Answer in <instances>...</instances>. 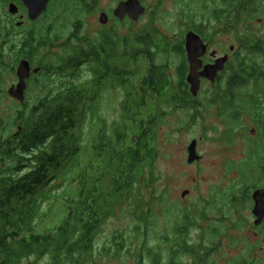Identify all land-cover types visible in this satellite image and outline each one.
Listing matches in <instances>:
<instances>
[{
    "label": "rangeland",
    "instance_id": "1",
    "mask_svg": "<svg viewBox=\"0 0 264 264\" xmlns=\"http://www.w3.org/2000/svg\"><path fill=\"white\" fill-rule=\"evenodd\" d=\"M122 1L126 0H100L98 10L92 15L83 16V21L77 27L73 14L61 16V7L55 17H48L36 26L29 25L20 30L14 23L17 30L11 31L13 37L10 41H6L0 31L2 61L5 59L15 65L17 59L22 58L21 43L29 30L45 35V31L51 29L60 37L52 45L34 47L32 56L39 60L38 64L44 62L51 66L58 65L69 49L81 46L84 40H93L103 33L130 37L144 30H155L161 33L158 37L160 48L165 49L167 42L172 47L179 42L185 45L189 29L177 15L179 0H141L147 11L138 23L130 19L121 22L114 17L113 12ZM103 12L110 16L107 25L100 23ZM255 32L262 35L264 26L255 25ZM207 38L211 43V51H217L219 57L229 55V63L234 62L235 55L230 50L236 46L234 35L212 29ZM138 61V73L129 77L125 85L123 80L114 77L104 80L99 85L102 92L98 98L93 95L94 70L90 65L83 67L77 80L66 79L58 73L51 79L43 75L31 82L26 93L27 100L23 104L14 101L8 93L13 85L19 84L18 72L6 70L3 74L6 88L5 94L0 96V138L11 139L20 132V122L17 121L19 111L26 107L33 108L37 100L45 99L51 90L57 94L71 84L87 83L88 93L83 103L93 101L101 120L96 121L92 129V117L88 115L83 130L86 146L81 156V168L67 176L62 169L58 170V178L50 182V186L55 188L51 191L52 211L39 223L37 232H54L62 224L68 213L67 200L78 196V177L82 171L91 178H98L103 173V163L97 159L94 144L103 130L104 122L108 125V131H111L115 123L124 121L132 137L139 133L141 123L158 116L156 178L152 185H147L145 181L148 176L144 175L142 195L133 192L116 204L96 237V252L89 259V264H171V261L174 264H264V225L256 226L253 214V193L256 189L264 188L259 167L263 157L260 149L256 148L260 136L254 132L255 123L245 114L241 126L230 137L229 124L224 115H220V108L211 107L205 101L212 95L213 87L204 83L198 96L197 110L166 105L165 100L155 96L147 99L146 107L134 110L135 101H140L141 82L149 72L148 60L142 57ZM183 62L188 66L187 53L183 57L161 54L158 59L159 64L166 63L169 66V73L175 78L176 85L179 78L176 71ZM125 106L127 109L132 107L130 116L133 120L124 116ZM243 127L247 131H243ZM194 141L198 142L197 152L201 159L189 164L188 149ZM244 167L250 183L256 184L251 198L246 202L239 193L242 187L241 168ZM186 191L190 193L183 197ZM227 192L237 194L236 203L226 196ZM140 208L150 210L144 224L133 217V212ZM118 240L123 243V247H116ZM179 243L190 249L180 248ZM111 247L114 251L105 254L103 250ZM50 263L51 259L46 256H34L23 262Z\"/></svg>",
    "mask_w": 264,
    "mask_h": 264
},
{
    "label": "trees",
    "instance_id": "2",
    "mask_svg": "<svg viewBox=\"0 0 264 264\" xmlns=\"http://www.w3.org/2000/svg\"><path fill=\"white\" fill-rule=\"evenodd\" d=\"M193 1L179 0L177 5V15L189 31L206 40L209 30L226 31L235 36L236 43L234 62L228 63L217 80L215 94L205 101L220 108V115L229 124L230 137L241 126L245 114L251 117L254 132L260 136L256 148L263 157L259 167L264 178V33L255 32V25L264 26V0ZM99 5L100 0H60L61 16L73 14L77 27L82 17L94 14ZM159 35L155 30L130 37L103 33L66 51L54 67H59L58 74L66 79L77 80L83 67L92 66L93 95L98 98L102 92L99 85L104 80L114 77L125 85L129 77L138 73V60L145 57L149 72L141 82V97L135 101L134 110L146 107L151 96L165 100L166 105L197 110V100L188 91L186 62L176 71L177 85L169 66L158 63L161 54L183 57V42L174 47L167 42L165 49L160 48ZM53 92L41 104L19 111L21 130L16 136L0 138V264H23L34 256L49 257L50 264H89L96 252V237L116 204L133 192L142 195L144 175L148 176L147 185L156 178L159 117L141 123L139 133L132 137L124 121L115 123L111 131L104 122L94 144L103 173L91 178L82 171L78 196L67 200L68 213L62 224L54 232L39 234V223L52 211L51 191L55 188L50 182L58 178V170L67 176L81 168L88 115L92 117V129L96 121H101L93 101L83 103L88 93L86 82ZM130 110L132 107L125 106L124 116L133 120ZM243 131L247 129L243 127ZM241 169L239 193L246 202L256 184L246 177V168ZM226 196L232 203L237 202V194L227 192ZM149 211L140 208L133 217L144 224ZM118 241L117 248L123 244ZM103 251L111 254L114 249Z\"/></svg>",
    "mask_w": 264,
    "mask_h": 264
},
{
    "label": "water",
    "instance_id": "3",
    "mask_svg": "<svg viewBox=\"0 0 264 264\" xmlns=\"http://www.w3.org/2000/svg\"><path fill=\"white\" fill-rule=\"evenodd\" d=\"M29 11V18L31 20H37L43 15L47 9L49 0H24ZM13 14L18 13L16 7L11 9ZM146 7L141 0H126L122 1L118 7L114 10L113 15L121 22L130 19L133 22L140 20L142 16L146 14ZM110 16L107 13H102L100 16V23L103 25L109 24ZM185 50L187 53V60L189 63V74L187 82L191 87V93L193 96L198 97L201 90L202 79H207L212 83H216L219 76L226 71L227 65L230 60V56L223 57L218 56L217 51H212L210 57L215 59L214 64L205 65L203 58L207 55L209 47L204 43L202 37L195 31H189L185 37ZM231 52L235 51V46L231 47ZM31 75V65L28 61H23L18 69L19 84L14 86L10 91V95L18 99L22 103L25 101V91L27 89V79ZM1 92V88H0ZM198 142H192L188 149L189 164L196 163L201 159L198 151ZM189 191L183 193V197L189 195ZM253 200L255 207L253 214L256 218L255 225L261 226L264 223V189H260L254 192Z\"/></svg>",
    "mask_w": 264,
    "mask_h": 264
},
{
    "label": "flooded vegetation",
    "instance_id": "4",
    "mask_svg": "<svg viewBox=\"0 0 264 264\" xmlns=\"http://www.w3.org/2000/svg\"><path fill=\"white\" fill-rule=\"evenodd\" d=\"M70 1H72V0H68L69 3H70ZM48 2L49 3L47 5L46 11L43 13V15L41 17H39L37 20L34 21V20H31L29 18V11H28V8H27L24 0H0V31H1V35L6 39V41L7 40L10 41V39L13 37V34H11L12 30H17L16 28L22 30L23 28H26L29 25H33V26L35 25L36 26L40 22L48 19V17H55L58 10L61 7L60 6V0H49ZM13 6L16 7V9L18 10V13H16V14L12 13L11 9ZM2 10H3V13H2ZM14 23L16 24V28L14 27ZM13 27H14V29H13ZM20 30H18V31H20ZM45 33L46 34L43 35L41 32L37 33L35 30L27 31V33L25 34L24 41H22L23 43H21V48H20L22 58L19 57V59H17L18 61L16 62L15 65H12L11 62L6 61L5 59H4V61H2V54H0V88H1L0 96L5 94V88H6L3 74L5 73L6 70L18 72V68L23 61H28L31 65V75L26 80L27 81V89L24 93L25 94V101L23 103H25L27 100V94L26 93L28 92V89L30 87L31 82L39 80L41 77H43V75H46V77L51 79L50 78L51 76L53 78V76L58 73V70L60 68L54 67L56 65L51 66L48 63L44 64V62L41 64L40 63L38 64L39 60H35L32 56L34 54L33 52H34L35 45L38 47H43L42 46L43 44L52 45V44H54L55 40L60 38L58 35H55L54 32L51 31V29H47L45 31ZM202 39H203L204 43L207 44L209 47L207 55L203 58V60H204L203 62L205 65L214 64L215 59L210 57V53L212 52L210 50V44L211 43L209 44V41L204 39V37H202ZM29 45H30V47H29ZM184 51L186 54L185 45H184ZM188 74H189V63L187 66L186 82H187ZM17 76H18V73H17ZM19 82H20V80H19ZM203 83L204 84H210L213 87V89H212L213 93L212 94H215V88L217 87V84H218L217 81H216V83H212L209 80L203 78L202 82H201V86ZM14 86L15 85H13L12 88ZM187 86H188V91L190 93L191 87L188 84V82H187ZM202 87H201V89H202ZM12 88L10 90H8L9 95H10V91L12 90ZM200 92H201V90H200ZM200 92H199V95H200ZM10 96L13 98L14 101L22 103L18 99L14 98L12 95H10ZM195 98L197 101L199 100L198 97H195ZM45 99H47V98H45ZM45 99H42V100H41V98L38 99L35 106L41 104L42 101H44ZM20 130H21V128H20ZM260 189L261 188L256 189L255 191L260 190ZM262 189H264V188H262ZM172 245L174 246V244H172ZM178 245L180 246V248H182L184 250L190 249L188 247L183 246L182 243H179ZM213 250H215V249H213ZM205 251H208V250L205 249ZM171 264H174V261H171Z\"/></svg>",
    "mask_w": 264,
    "mask_h": 264
}]
</instances>
